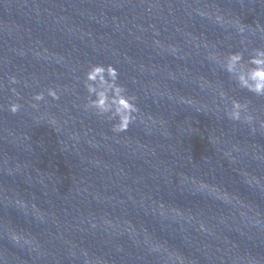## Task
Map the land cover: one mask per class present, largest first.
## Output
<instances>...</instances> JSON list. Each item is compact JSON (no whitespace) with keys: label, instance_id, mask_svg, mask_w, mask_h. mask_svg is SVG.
Segmentation results:
<instances>
[{"label":"water","instance_id":"obj_1","mask_svg":"<svg viewBox=\"0 0 264 264\" xmlns=\"http://www.w3.org/2000/svg\"><path fill=\"white\" fill-rule=\"evenodd\" d=\"M257 26L264 0H0V264H264V97L222 64ZM96 64L125 133L85 109Z\"/></svg>","mask_w":264,"mask_h":264},{"label":"clouds","instance_id":"obj_2","mask_svg":"<svg viewBox=\"0 0 264 264\" xmlns=\"http://www.w3.org/2000/svg\"><path fill=\"white\" fill-rule=\"evenodd\" d=\"M258 30L264 32V29ZM240 33L243 34L245 29L240 27ZM218 60L217 56L212 57ZM224 70L234 77L235 83L240 89L257 96L264 97V48H254L245 59L242 51L231 52L223 57L222 60ZM120 73L113 65L96 64L89 68L85 77L84 87L88 93L86 110H94L96 115L106 117L108 121L114 122L112 131L115 133H125L130 126L134 124L140 113L137 106V97L129 95L128 89L119 82ZM12 84L18 83L13 77ZM15 92V89H13ZM47 95L52 100H59L57 91L53 88L47 90ZM224 98V93H220ZM36 101L32 105L38 108L40 102L45 101L43 92L33 97ZM20 104H12L9 108L11 113L16 114L20 111ZM248 104L241 103L238 100L231 101V111L228 113L230 119L235 121L241 120V113L248 112ZM248 123H251L252 117L246 116ZM54 124L55 121H52ZM264 127V124L261 125ZM203 228V226H201ZM13 240L19 241L21 237L13 235ZM177 264H183L180 257L176 258Z\"/></svg>","mask_w":264,"mask_h":264}]
</instances>
